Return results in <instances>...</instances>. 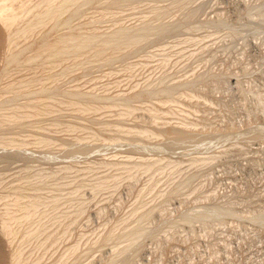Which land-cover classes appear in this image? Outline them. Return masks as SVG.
Listing matches in <instances>:
<instances>
[{"label": "rangeland", "instance_id": "rangeland-1", "mask_svg": "<svg viewBox=\"0 0 264 264\" xmlns=\"http://www.w3.org/2000/svg\"><path fill=\"white\" fill-rule=\"evenodd\" d=\"M58 1L0 21V264H264V0Z\"/></svg>", "mask_w": 264, "mask_h": 264}, {"label": "bare ground", "instance_id": "bare-ground-1", "mask_svg": "<svg viewBox=\"0 0 264 264\" xmlns=\"http://www.w3.org/2000/svg\"><path fill=\"white\" fill-rule=\"evenodd\" d=\"M15 1L17 2V4H16ZM21 1H22V0H21ZM21 1H18V0H0V21H3V23L7 24V25H5L6 28H7V26H9V25H10V27L13 26V25L15 26V25H16V24H14L15 22H17V25H18V24H19L18 22L20 21V19H22L21 17L24 16V18H25V15H24V14H25L26 12L28 13V9H29L30 7L27 9L26 7H21V6H19V3H20ZM55 1H56V0H47V1L45 0V2H47V3H45L44 1L41 0V2L39 3V5H42L41 3L44 2L43 5H42V8L45 7V4H47L46 6H49V9H52V8H50V6H52V5L54 4L53 2H55ZM57 1H58V0H57ZM57 1H56V3H59V1H58V2H57ZM63 1H65V0H63ZM67 1L70 2V0H66L65 2H66L67 4L69 3V2H67ZM73 1L75 2V0H71V2H73ZM76 1L78 2L79 0H76ZM85 1H87V0H85ZM74 2H73V3H74ZM79 2H80V1H79ZM23 3H24V1H23ZM35 3H36V2H35ZM37 3H38V2H37ZM56 3H55L52 7H54L55 5H58V4H56ZM63 3H64V2H63ZM75 3H76V2H75ZM60 4H61V3H60ZM64 4H65V3H64ZM64 4H62V5H64ZM15 5H16V6H15ZM17 5H18V6H17ZM69 5H70V4H69ZM69 5H67V6L69 7ZM65 6H66V4L64 5V7H65ZM55 7H56V6H55ZM59 8H61V10H62L61 12H63V7L59 6ZM43 9H44V8H43ZM57 9H58V7H56V10H57ZM68 9H69V8H68ZM31 10L33 11L34 9H31ZM54 10H55V8L53 9V11H54ZM59 10H60V9H58V11H59ZM65 10L67 11V8H66ZM65 10H64V12H65ZM44 11H47V12H48V13H47V16L50 15L51 18H53V17L55 18L56 15L59 13L58 11H55L56 13L58 12V13L56 14L55 12H53V11L51 10V11H52V14L55 13V16H53V15L51 16V11H48V7H46L45 10L42 11V13H43ZM30 12H31V11H30ZM30 12H29L28 14L26 13L27 16L30 14ZM35 12H37V11H35ZM35 12H33V15L35 14V15L38 16V15L40 14V13L37 14V13H35ZM61 12H60V15L62 14ZM49 13H50V14H49ZM31 14H32V13H31ZM44 14H45V13H44ZM27 16H26V18H27ZM37 16L34 18L35 21H36V18L39 19V20L37 19L36 22H35L34 20L32 21V20L28 19L29 21H32V22H29V23H30V27H25L26 25H25V26L23 25V27H22V26H21V27H18V28H20L21 31L23 32L22 34H24V33H25V34H26V33L29 34V33L32 32V31L38 30L39 28H41V27L44 26V24L47 22L46 20H48V19L50 20V17L48 18V17H46V16H44V15H40V16L43 17V18H41V19L39 18L40 16H39V17H37ZM57 16H59V14H58ZM44 17H45V18H44ZM24 18H23V19H24ZM28 18H29V16H28ZM30 18H31V16H30ZM47 18H48V19H47ZM54 18H53V19H54ZM31 19H32V18H31ZM67 20H68V19H67ZM51 21H52V20H51ZM68 21H69V20H68ZM48 22H49V21H48ZM48 22H47V23H48ZM66 22H67V21H66ZM0 23H1V22H0ZM12 24H13V25H12ZM27 24H28V23H27ZM2 25H3V24H2ZM17 25H16V26H17ZM10 27H8V29H9ZM1 28H2V26H1ZM4 28H5V27H4ZM4 28H2V29H4ZM6 28H5V29H6ZM11 28H12V27H11ZM20 29H19V30H20ZM41 29H42V28H41ZM9 30H10V29H9ZM11 30H12V29H11ZM17 30H18V29H17ZM39 31H40V30H39ZM16 32H17V31H16ZM16 32H15V33H16ZM35 32H36V31H35ZM33 33H34V32H33ZM10 34H11V33H10ZM22 34H21V35H22ZM25 34H24V35H25ZM66 34H67V33H65V35H66ZM72 34H73V33H72ZM113 34H114V33H113ZM65 35H62V37H63V40H62V41H64V39H65V41H64L65 43H66L67 40L69 41V39H71V38H70L71 36H72L73 38L75 37V35H74V36L71 35L70 37H67V38H69V39H67V38H65ZM28 36H29V35H28ZM31 36H32V34H31ZM77 36H78V35H77ZM78 37H79V36H78ZM20 38H21V37H20ZM60 38H61V37H60ZM73 38H72L73 41L71 40V41H69V42H72L73 44H75V41H79V40H77V39H80V40H81L82 37H81V38H80V37H79V38H76L75 41H74ZM87 38H88V37H87ZM85 39H86V38H85ZM88 39H89V38H88ZM91 39H93V38H91ZM25 40H26V39H25ZM82 40L84 41L83 38H82ZM109 40H111V39H109ZM59 41H60V40H59ZM54 42H58V41L55 40ZM64 42H62V43H61V41L58 42V44L61 43L59 46H57V47H59V48L61 49V52L59 51L60 49L58 50V48H57L56 46L50 47V46L53 45V42H51V43H50V42H46V43L44 42V43L42 44V47L39 45V46L41 47V48H40V47L38 48V50L40 49V52H38V50H37V52H38V54H42L43 51H47V50L50 49V48H54V49L57 48V50H58L57 52L64 53V51H66V49H67V48H66V44H65V46H64V44H63ZM107 42H108V41H107ZM107 42L104 41V43H107ZM109 42H110V41H109ZM79 43H81V41H79ZM104 43L102 44L103 46H104ZM111 43H112V40H111ZM111 43H110V44H111ZM51 44H52V45H51ZM62 44H63L64 47L61 46ZM69 44L72 45L71 43H69ZM47 45H48V46H47ZM49 45H50V46H49ZM54 45H57V43L54 44ZM67 45H68V43H67ZM77 45H78V44H77ZM77 45L74 46L75 49L78 48ZM87 45H88V44H87ZM87 45H86V46H87ZM106 45H109V44L107 43V44H105V46H106ZM68 46H69V45H68ZM72 46H73V45H72ZM83 46H84V48H86L85 45H81V47H83ZM88 46L90 47V45H88ZM88 46H87V48H88ZM45 47L47 48L46 50H44ZM62 48L65 49V50H63ZM75 49H74V50H75ZM62 50H63V52H62ZM69 50H70V49H69ZM41 51H42V52H41ZM70 51H71V50H70ZM66 52H68V49H67ZM57 54H58V53H57ZM59 55H60V54H59ZM74 104H75V103H74ZM14 117H15V116H14ZM16 117H18V116H16ZM154 133H155V132H154ZM156 134H157V133H156ZM34 205H35V204H34ZM23 208H24V207H23ZM27 208H29V207L27 206ZM24 210H25V209H24ZM24 210H23V211H24ZM26 210H27V209H26ZM29 210H30V209H28V211H26V212L29 213V214H32V213L34 212V209H33V211L30 210L32 213H30ZM35 210H36V209H35ZM23 213H24V212H23ZM27 213H25V214H27ZM25 214H24V216H25ZM29 214H28V215H29ZM29 216H30V215H29ZM14 218H15V217H14ZM25 218L28 219V216L26 215ZM25 218H24L23 216H20V217L17 218V219H18V221H19V220H22V219L25 220ZM31 218H32V217H31Z\"/></svg>", "mask_w": 264, "mask_h": 264}]
</instances>
